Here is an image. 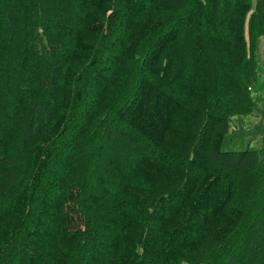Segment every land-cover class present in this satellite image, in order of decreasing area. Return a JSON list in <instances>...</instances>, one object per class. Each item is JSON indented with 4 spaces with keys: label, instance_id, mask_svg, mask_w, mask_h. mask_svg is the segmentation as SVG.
<instances>
[{
    "label": "trees",
    "instance_id": "16d2710c",
    "mask_svg": "<svg viewBox=\"0 0 264 264\" xmlns=\"http://www.w3.org/2000/svg\"><path fill=\"white\" fill-rule=\"evenodd\" d=\"M264 0H0V264H264ZM254 85V87H253Z\"/></svg>",
    "mask_w": 264,
    "mask_h": 264
},
{
    "label": "rangeland",
    "instance_id": "374dc122",
    "mask_svg": "<svg viewBox=\"0 0 264 264\" xmlns=\"http://www.w3.org/2000/svg\"><path fill=\"white\" fill-rule=\"evenodd\" d=\"M257 56L256 85L251 92L256 101L253 114L234 119L223 141V151H242L248 146L257 150L264 147V36L258 41Z\"/></svg>",
    "mask_w": 264,
    "mask_h": 264
}]
</instances>
